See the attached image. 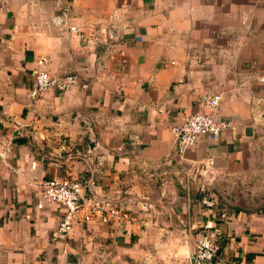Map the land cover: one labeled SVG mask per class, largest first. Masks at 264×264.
Returning a JSON list of instances; mask_svg holds the SVG:
<instances>
[{
  "label": "crops",
  "instance_id": "0c3cea01",
  "mask_svg": "<svg viewBox=\"0 0 264 264\" xmlns=\"http://www.w3.org/2000/svg\"><path fill=\"white\" fill-rule=\"evenodd\" d=\"M65 8L84 30L115 11L130 27L110 54L105 45L90 53L53 22ZM41 70L79 73L89 86L32 99ZM261 77L264 0H0V263L188 264L209 229L219 257L264 264V214L242 207L230 180L264 149ZM205 93L221 96L215 115L235 127L201 139L183 161L213 159V175L223 174L216 208L158 164ZM62 178L93 181L87 194L129 219L97 216L54 239L65 210L42 203L38 184Z\"/></svg>",
  "mask_w": 264,
  "mask_h": 264
},
{
  "label": "built area",
  "instance_id": "2783aa9c",
  "mask_svg": "<svg viewBox=\"0 0 264 264\" xmlns=\"http://www.w3.org/2000/svg\"><path fill=\"white\" fill-rule=\"evenodd\" d=\"M122 13L115 11L110 14L105 23H99L98 26L90 27L88 30L69 23L68 8L62 9L53 18V22L63 30L73 33L80 47L85 51L95 53L101 45H105L110 54L122 44L130 27L129 22L121 20ZM120 56L122 60L119 63V69L124 70L125 59L121 51ZM44 63V59L39 61V64ZM260 81H264V77H261ZM88 86L89 82L79 73L54 77L41 70L34 74L33 87L29 96L36 99L48 89L63 93L74 87L86 89ZM220 103V95L202 94L197 100L196 111L185 116L178 126L172 128V152L158 163L160 167H167L171 170L179 184L186 190L195 187L201 194L200 204L207 208L218 206L212 192L211 175L214 161L207 159L196 166L186 165L183 161V154L187 149L196 147L205 137L218 138L234 129L235 124L232 120L216 117L215 113ZM92 185L91 180L79 181L69 178L49 179L38 184L42 203L54 204L65 210V214L53 232L54 239H65L75 224H87L97 216L114 220L129 219L130 216L123 207L114 205L111 200L87 194ZM37 207L41 208L42 204H38ZM220 217L225 219L226 214L221 213ZM208 228L211 227L206 229ZM218 239L217 230L202 231L193 242L188 264H244L242 261L219 257Z\"/></svg>",
  "mask_w": 264,
  "mask_h": 264
},
{
  "label": "rangeland",
  "instance_id": "374dc122",
  "mask_svg": "<svg viewBox=\"0 0 264 264\" xmlns=\"http://www.w3.org/2000/svg\"><path fill=\"white\" fill-rule=\"evenodd\" d=\"M109 16L110 15L105 16L102 19L107 20ZM226 174L224 178L229 177ZM221 176L223 177V174L211 175L213 185L212 192L214 183L217 182ZM231 178V182L239 183L238 189H233L235 192H238V202L241 203V206L264 214V149L259 157L256 156L254 158L247 170L239 172ZM197 192L199 193L198 190ZM0 264L16 263H7V260H5Z\"/></svg>",
  "mask_w": 264,
  "mask_h": 264
}]
</instances>
